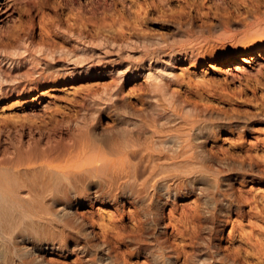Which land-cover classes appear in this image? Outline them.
I'll return each instance as SVG.
<instances>
[{
  "label": "bare ground",
  "instance_id": "6f19581e",
  "mask_svg": "<svg viewBox=\"0 0 264 264\" xmlns=\"http://www.w3.org/2000/svg\"><path fill=\"white\" fill-rule=\"evenodd\" d=\"M68 1L79 25L63 26L59 20L51 21V29L64 38L60 43L49 40L45 34L36 38L34 24L22 31L10 26L7 28L13 31H0V94L58 75L60 68L55 65L58 57L68 56L81 64L92 62L94 53L100 59L101 54L94 51L97 47L103 53L115 51L127 57L135 51L140 53L138 65L149 80L150 93L141 101L142 107L133 109L127 104L121 88L113 85L105 88L103 94L89 99L74 117L43 125H0V264H47L43 256L48 249L61 253L78 251L83 255L88 253V245L100 247L104 252L102 257L109 258V247L105 242H96L93 224L78 214L80 206L94 201L116 206L119 201L124 203L126 200L139 208L144 206L149 198L152 200L156 190L153 191L155 182H149L148 176L164 171L171 173L170 169L183 175L189 166L203 168L206 157L208 159L203 148L206 140L231 123L243 132L249 128V117H252L215 113L206 106L191 104L170 89L167 78L165 80L161 73L152 71V64L147 66L143 60L154 62L160 53L170 56L181 50L197 58L205 48L214 49L218 41L226 38L236 47H249L254 37H264V11L260 12L259 3L254 4L253 10L246 9L242 17L238 15L240 19L236 16L244 26L241 32L232 27L235 21L231 14L210 17L207 13L204 17L195 12L198 14L191 15L183 5L186 0H182L183 3L177 0L182 4L180 11L185 13L164 18L165 32L149 34L127 29L110 35L93 28L97 20L105 18L111 10L113 0ZM151 1L156 8L170 2ZM205 1H210L211 5L206 7L201 1L200 9L206 7L219 12L230 8L226 0ZM256 1L261 3V0ZM156 10L163 12V9ZM195 11L201 12L199 8ZM121 24L119 26H124ZM191 37L196 41L192 45L187 48L177 46L178 42ZM239 67H242L241 63L235 68ZM103 114L111 117L113 124L110 127H101ZM222 171L216 168L215 173ZM217 180V177L211 179L215 187ZM178 184L170 186L165 180L161 182L164 188L155 195L154 201L156 214L165 200L168 202L179 193ZM118 188L121 190L117 191ZM201 188L194 184L190 189L201 193ZM222 196L219 207L216 206L220 216L214 213L217 217L214 218L211 211L205 209L199 233L196 231L191 236L193 246L186 255L189 264H244L240 259L223 255L211 240L221 219L232 210L238 213L241 210L239 201L230 195L227 200L224 194ZM154 217L153 214L148 220L144 218L146 227L142 222L144 227L141 224L142 227L138 226L133 233H125L123 241L139 254L140 244L151 235L156 241L152 254L154 264H176L178 250L164 245ZM261 255L263 260L254 264H264V250Z\"/></svg>",
  "mask_w": 264,
  "mask_h": 264
},
{
  "label": "rangeland",
  "instance_id": "374dc122",
  "mask_svg": "<svg viewBox=\"0 0 264 264\" xmlns=\"http://www.w3.org/2000/svg\"><path fill=\"white\" fill-rule=\"evenodd\" d=\"M201 1L206 7L211 5L210 1L205 0H186L183 5L191 15L200 13L201 16L206 17L209 13L208 16L215 17V14H231L235 21L232 27L240 32L244 26L239 19L245 15L246 9L253 10L256 6L254 4L259 3L260 12L264 11V0H261V3L256 0H228V3L226 0L230 8L219 12L206 7L201 10ZM113 2V9L107 11L105 18L97 20L93 30L100 29L101 32L110 35L127 29L149 34L161 33L167 30L162 20L169 16L176 17L182 12L180 11L182 4L177 0H170L169 4L164 6L154 2L158 8L150 3L153 2L151 0H113ZM147 2L149 5H146ZM197 8L201 12L195 11ZM156 9H163V12H158ZM214 11L216 13H213ZM73 12L68 0L38 2L0 0V31H5L9 26L13 30L22 31L34 24L33 32L36 38L45 34L49 40L60 43L64 38L51 29L50 22L59 20L63 26L72 23L73 26L78 27L79 22L76 20L78 18L73 16ZM119 17L123 20L122 24L119 22ZM119 23L124 26H119ZM10 29L8 30L13 31ZM194 41L191 37L181 43L178 42L177 46L187 48ZM218 42L214 49L208 46L197 58H192L181 50L170 56L160 53L157 60L153 59L154 62L152 59L150 62L146 59L143 61L147 66L152 64L151 70L161 73L165 80L167 78L169 88L191 104L206 106L215 113L240 117L252 116L249 117V128L242 132L231 123L218 131L215 137L208 138L205 142L206 147H203L208 159L206 157L201 169L189 166L187 171L189 173L185 172L184 174H187L184 176L180 174L181 172L178 174V171L169 168L173 172L160 171L161 173L156 175L146 176L149 182H155L153 191L156 190L151 196L152 200L149 198L144 206L141 205V209L127 200L124 203L119 201L117 207L99 201L80 206L77 209L78 214L83 215L90 224H93L97 236L96 242L104 241L109 247L107 253L111 256L110 260V256L106 259L102 257L104 252L100 247L88 245L86 247L88 253L83 255L78 251L61 253L48 249L43 256L47 264H154L152 254L156 249L154 248L156 241L151 235L146 236V241L140 244L139 254L123 241L125 233H133L141 224L146 227V220L153 214L157 219L158 231L163 235L164 245L178 250L176 264H189L186 255L193 246L191 236L200 231L204 223L202 214L205 209L211 211L213 215L214 213L216 216L219 215L216 206L219 207L223 194L226 200L232 197L239 201L241 210L239 213L232 210L224 216L219 226L212 232L211 240L217 244L223 255L240 259L244 264H254L257 260L259 262L263 260H261L263 257L261 252L264 250V37L259 39L254 37L249 47H236L227 38ZM95 50L101 54L100 59L94 53L92 62L81 64L68 56L58 57L55 65L60 68V72L53 76L54 78L42 79L36 84H27L20 90L1 93L0 125L20 123L43 125L74 117L89 99L103 94L105 88L113 85L121 88L120 91L129 106L133 109L142 107L150 85L138 65L141 60L140 53L135 51L127 57L115 51L103 53L99 47ZM238 63H241L242 67L236 69ZM112 124L113 121L108 114L101 116V127H110ZM216 168L223 171L216 174ZM213 176L218 179L217 187L211 183ZM164 180L170 186L179 183L180 191L173 199L168 202L165 200L167 203L164 202L156 214L155 195L164 188L161 185ZM194 184L202 186L201 193L190 189ZM216 216L214 218H217ZM145 230L148 233V229Z\"/></svg>",
  "mask_w": 264,
  "mask_h": 264
}]
</instances>
